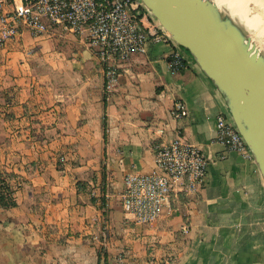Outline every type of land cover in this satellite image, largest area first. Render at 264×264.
Here are the masks:
<instances>
[{"label":"crops","instance_id":"0c3cea01","mask_svg":"<svg viewBox=\"0 0 264 264\" xmlns=\"http://www.w3.org/2000/svg\"><path fill=\"white\" fill-rule=\"evenodd\" d=\"M171 52L149 43L117 64L107 91L85 32L22 30L0 48V171L15 202L0 205V264H264V181L216 140L225 106L212 83L187 53L173 72ZM176 139L208 160L205 184L186 194L176 182L157 220L137 223L122 208L124 178L151 171Z\"/></svg>","mask_w":264,"mask_h":264},{"label":"built area","instance_id":"2783aa9c","mask_svg":"<svg viewBox=\"0 0 264 264\" xmlns=\"http://www.w3.org/2000/svg\"><path fill=\"white\" fill-rule=\"evenodd\" d=\"M0 0V48L15 40L22 30L34 35L54 28L85 32L88 45L94 49L103 67L105 89L109 91L119 76L117 64L133 54H143L151 42L171 45L169 67L173 72L186 68V58L172 40L160 30L150 32L144 20L148 14L140 0ZM175 119L186 116V106L176 102ZM217 137L227 150L251 158L227 111L216 115ZM209 162L200 149L176 139L161 145L155 152L154 167L148 173H132L124 178L122 208L135 222L149 225L168 207L173 186L185 182L186 194L198 193L206 181ZM14 189L22 185L14 180ZM182 232H188L182 227Z\"/></svg>","mask_w":264,"mask_h":264},{"label":"water","instance_id":"95a60500","mask_svg":"<svg viewBox=\"0 0 264 264\" xmlns=\"http://www.w3.org/2000/svg\"><path fill=\"white\" fill-rule=\"evenodd\" d=\"M221 96L264 181V56L208 0H140Z\"/></svg>","mask_w":264,"mask_h":264},{"label":"rangeland","instance_id":"374dc122","mask_svg":"<svg viewBox=\"0 0 264 264\" xmlns=\"http://www.w3.org/2000/svg\"><path fill=\"white\" fill-rule=\"evenodd\" d=\"M241 1H244V0H235L238 7L245 13L246 19L252 24L248 28L244 29V34H246V36L250 40H252L254 45H256L260 49L261 53L264 54V41H263L264 40L263 39L264 38V17H262V16L260 17V15H259V14H261V15L264 14V3L260 0L259 1H257V0H255V1L254 0L253 1L252 0H250V1L245 0V2L247 1L246 3H243ZM251 6L254 8V9H252L254 11L251 12V10H250L249 12H251V13H249L248 9L252 8ZM257 7H258V9H257ZM259 7L261 10H263L262 11L263 13H261V11H260V13L256 11L257 12V14H256L255 10L259 11ZM255 14L258 16V19H260V20L257 19ZM253 27H255V30L253 29ZM253 31H255V32H253ZM253 33H256V34H253ZM255 35H256V37H255Z\"/></svg>","mask_w":264,"mask_h":264},{"label":"bare ground","instance_id":"6f19581e","mask_svg":"<svg viewBox=\"0 0 264 264\" xmlns=\"http://www.w3.org/2000/svg\"><path fill=\"white\" fill-rule=\"evenodd\" d=\"M211 4H213L218 13H220V15L222 17H225V18H229L236 26H238L243 32H244V29L245 28H248L250 25H252L247 19H246V15L245 13L238 7V5L236 4L235 0H208ZM247 1H250V0H247ZM246 1V2H247ZM253 1V0H252ZM255 1V0H254ZM259 1V0H257ZM264 3V0H260ZM243 3H246L245 0L244 1H241ZM250 3V2H249ZM260 3V2H259ZM259 5V4H258ZM255 6V5H254ZM226 7V8H225ZM252 7V6H251ZM256 7V6H255ZM262 8V7H261ZM254 9L253 7L248 9V12L251 10ZM258 9V7H257ZM259 12L261 11V13H263L259 7V11L258 10H255V12ZM249 12V13H251ZM256 12V14H257ZM255 14V15H256ZM260 17H264L263 15L264 14H259ZM257 19H258V16L256 15ZM260 20V19H258ZM253 29L255 30V27H253ZM255 32V31H253ZM253 34H256V33H253ZM246 36V34H245ZM256 37V35H255ZM264 39V38H263ZM260 41V40H259ZM264 41V40H263ZM250 45H254V43L252 42V40H250ZM255 46V50L258 51V54L264 56V54L261 53L260 49L256 46ZM264 58V57H263Z\"/></svg>","mask_w":264,"mask_h":264},{"label":"trees","instance_id":"16d2710c","mask_svg":"<svg viewBox=\"0 0 264 264\" xmlns=\"http://www.w3.org/2000/svg\"><path fill=\"white\" fill-rule=\"evenodd\" d=\"M8 177H11V175L3 174L0 171V205L3 208H8L15 205V202L12 197L14 191L6 182V178Z\"/></svg>","mask_w":264,"mask_h":264}]
</instances>
